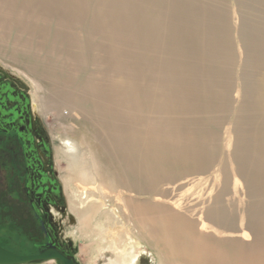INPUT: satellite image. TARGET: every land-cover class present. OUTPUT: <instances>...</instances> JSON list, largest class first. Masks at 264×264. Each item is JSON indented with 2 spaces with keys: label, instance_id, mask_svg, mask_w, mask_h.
<instances>
[{
  "label": "bare ground",
  "instance_id": "bare-ground-1",
  "mask_svg": "<svg viewBox=\"0 0 264 264\" xmlns=\"http://www.w3.org/2000/svg\"><path fill=\"white\" fill-rule=\"evenodd\" d=\"M70 1V4L77 7L85 3V0ZM112 1L114 6L110 9L109 0L103 2V12L97 17L89 18L88 13L77 12L78 8L76 12L73 11V15L84 17L79 18L82 21L87 18L94 20L95 25L100 30L103 29L106 35L104 36L108 39L109 33H117L109 32V16L114 17L115 29L119 31L124 32V25L128 23L130 30L126 32L125 38L138 43L145 51L141 62L145 77L155 73L159 76L170 70L168 74L172 75V78L182 74L195 78L200 74V69L196 66L199 62H203L207 67L214 66L216 73L225 74V70L220 68L219 64L211 65L214 51L217 52L219 47L225 45L234 53L229 58L232 63L236 65L239 62L237 51L238 46L242 47L245 31L232 30L230 33L225 31V26H221L220 23L207 25L211 27L213 33L211 41L207 40L210 45H199L201 50L199 56H195L196 61L194 64L188 63L189 56L180 46L186 41L183 38L184 32L173 36L167 32L176 26L177 20L172 19L165 0ZM242 1L245 10L253 9L260 15L259 9H254L255 3L264 10V0ZM210 8L213 9L214 6ZM36 9L34 2L29 0L28 2L0 0V37L16 33L15 48L17 46L32 56L38 57L36 49H52L58 52V46L62 47L64 42L60 40L61 36H58L61 31L57 30L58 33L55 31L57 34L54 36L48 32L49 36H46L43 30L45 25L39 30L41 26L38 27L35 21L31 20L33 17L40 18V11ZM59 16L61 21L69 23L64 14ZM180 22L181 25L187 23ZM132 31L133 35L130 34ZM76 35L65 37L66 42L68 41L77 51L75 55L69 52L70 56H66V60L70 63L72 71L80 69L87 63L92 65L93 70L78 78L76 76L67 78L64 90L54 91L52 87L53 92L48 94L39 82L40 76L36 75L31 67L28 72H24L14 65L8 63L5 65L11 71L15 70L22 74L33 86L35 113L45 116L53 110L60 112L66 107L69 116L73 118L72 121L63 120V123L54 124L51 130H61L59 134H53L55 153L58 161L63 160L68 164L66 169L60 168L59 171L65 184L69 209L77 218L80 235L90 240L88 247L94 249L96 247L99 251L103 246L102 250H107L104 262L101 260L102 257L98 258L97 251L95 261L99 260L103 262L102 264H130L132 260L130 248L138 238L155 251L159 264H264V109H261L259 117L258 114L245 116L247 122L261 123L245 124L255 127L252 134L255 143L250 157L251 168L237 169L247 188L249 198L247 206L241 207L240 201L229 199L228 196L232 192L230 187L216 196L211 207L206 208L202 204L200 212H197V207L184 211L180 203L178 206H171L170 203H166L168 200L166 197L172 193L171 187L182 188L189 180L188 177L192 176L194 179L195 176L205 175L216 164V166L221 164V157L210 154L209 150L215 148V153L218 143L198 134V136L179 134L178 128L173 124H183L179 121L180 116L189 112L181 108L179 110L174 101L160 102L153 87L149 92L148 84L145 85L147 88L143 87L139 94H135L133 92L135 79L131 75L127 77L120 74L111 79L109 85V60L106 56L108 52L106 53L103 46L92 43L91 34L86 36L85 40ZM36 40L41 42V45ZM221 40L224 43L220 42ZM18 42L21 45H18ZM70 45L66 43L68 48ZM187 46L188 40L184 48ZM246 48L251 50V53L264 51V43L248 38ZM160 52L169 54L170 60L160 61V58L158 59ZM248 56L249 53L246 57ZM246 57L243 56L244 59ZM220 60L222 61L217 57V61ZM243 63L242 59V63L239 62L236 67H239L238 65L240 68L243 67ZM67 68L68 66L65 69ZM244 75L260 79L256 88L259 103L264 106V73L259 74L258 67L253 68L248 64ZM165 77L167 76H161ZM56 81L60 80L56 78ZM202 111L204 115L207 113V117L211 113L208 108H203ZM110 142L115 147L109 144ZM239 159L234 156L236 162ZM69 189H72V193ZM114 194L119 195L121 207H115ZM117 225L130 226L133 236L126 235L123 231L118 232V240H109L107 237L109 226ZM128 231L130 232L129 229Z\"/></svg>",
  "mask_w": 264,
  "mask_h": 264
},
{
  "label": "rangeland",
  "instance_id": "rangeland-1",
  "mask_svg": "<svg viewBox=\"0 0 264 264\" xmlns=\"http://www.w3.org/2000/svg\"><path fill=\"white\" fill-rule=\"evenodd\" d=\"M24 1L28 2V0H24ZM29 1L34 2V4L37 6L36 10L40 11L39 12L40 18L33 17V19L31 20L33 22L35 21L34 23L37 24L38 27L41 26L39 30L46 26L43 29L44 32L46 33V36H49V33L54 36L55 34L58 33V31H61L60 33H58V36H61L60 40L66 42L65 37L67 36L72 37L75 36L77 33L79 36L76 35V37L79 38L81 37L83 38V40H85L84 38L86 36L92 35L91 38L92 37L93 38L92 40L90 39L92 43L95 45L98 44L101 47L103 46L102 48L106 51V53L108 52L106 56L108 57L109 60V66H108L109 85L111 79H114L117 75L122 74L127 77L131 75L135 79L133 81L134 83L133 92L135 94H139V90L141 88L143 87L147 88L146 86L149 85L148 86L149 92H151V89L153 87V89H155L157 92L160 102L162 100L174 101L176 106H178L179 110L181 108L182 110H186L187 112H189L187 114L180 116L179 121H181L183 124L180 123L173 124L178 128V131L180 132L179 134H183L185 136L199 135V136L209 137L211 142L218 143L215 153H214L215 148L209 150H211L210 154L213 155L215 154L217 157H221L222 160L221 164L218 166H216L217 165L216 164L215 167L209 170L207 174L200 175L199 176L200 179L197 176H195L194 179L192 176L188 177L189 180L187 181V183L189 184L185 183L183 186L184 188L183 187L179 188L176 186L174 188L171 187L172 193L171 195L166 197V199H168L166 200L167 204L170 203L171 206L172 205L178 206L180 203L183 206L182 209L184 211H186L187 208L197 207L198 208L197 212H200L199 208L202 207V204H204L206 208L211 207L212 203H214L215 201L216 196L221 194L225 188L230 187L232 188L231 189L232 192L230 196H228L229 199L240 201L241 207L247 206V204L249 203L247 188L245 187L244 180L237 173V169L249 170L251 168L250 157L255 143L252 140V134L255 130V127H252L251 125L249 127L245 124H261V123L259 121L247 122L245 121V116H254L258 114L259 117L260 111L261 109L262 110L264 109V106L263 104L259 103L260 98L258 94V89L256 88L258 87V83L260 82V79L255 76H252L251 78L244 77L245 76L244 72L246 66L249 64L253 66V68L258 67L259 74L261 72L264 73V51L258 50V51H253L251 53V50L249 49L247 50L246 48L248 38L252 41L264 43V10L262 6L256 3L254 4L256 5L254 6V9L258 8L259 9L258 12L261 13L259 15L253 9L245 10V5L242 0H165L166 8L169 10V13L172 15V19L177 20L176 26L174 25L171 29L167 30V32L172 36L177 35V33L179 34L181 31L182 33L184 32L183 38L186 41L188 40L187 47L189 49H187V47L186 49L184 48V44L186 41H184L180 46L182 51L185 54L187 53L189 56L188 58L189 60L187 61L188 63L194 64V62L196 61L195 56H199V52L201 50L199 48V45H207L209 44L207 40L211 41V38H213L211 27L207 26L211 23H220L221 26H225V31H229L230 33L232 30H234L241 32L245 31L247 34V36L245 34V36L242 37V42H241L242 47L238 46V51H237V54L239 55L238 61L242 63V59H243L244 62L243 67L240 68V65H238L239 67H236V65L239 64V62H237L236 65L232 63V61L229 58H231L232 55H234V53L230 48H228L225 45L226 47L225 46L219 47L217 52L214 51L212 56V63L211 62L210 63L211 65H213V63H215L216 65L219 64L220 68H223L226 73L225 74L216 73L214 72L215 69L214 66L207 67L203 62H199L197 65L196 64L195 65L200 69L199 70L200 74L197 75L195 79L194 77H185L184 75L186 74H182L179 77L176 76L175 78H172L173 76L169 75L170 70H167L166 71L167 73L164 72V74H162L167 76L165 78H161L162 75L160 74L161 76L160 75L158 76L156 73L150 74L148 77H145L144 76L145 74L143 72V67L141 64L142 57L144 56L145 51L139 46L138 43L131 42L130 38H125L126 32L130 30L128 23L124 25L125 28L124 32L119 31L115 29L116 24L114 25L115 23L114 17L109 16L110 18L109 32L116 31L117 33H113V34L109 33V39H108L105 37L106 35L102 31L103 29L100 30L95 25L96 23H94L95 22L94 20L87 18L86 20L84 19L82 21L79 18H84V17H78L73 15L74 14L73 11H75L78 8L76 10L77 12L83 11L88 13L89 18L91 16L97 17L103 12L102 11L104 8L103 2L106 0H85L84 1L85 3L79 5L78 7L73 6L72 3L70 4L69 3L71 2L70 0H29ZM113 6H114V2L112 0H109V9L113 8ZM210 6H214V8L211 9ZM260 8L262 9V11ZM43 12L48 14H43ZM61 14H64L68 18L69 23L61 21V17L59 16ZM79 14H81V12ZM233 14L235 17L233 16ZM201 18H204L205 20H201ZM180 21L187 22L188 24L186 23L184 25H181ZM91 27L93 29H91ZM85 30L88 33L89 32L91 33L87 35L86 34L87 32ZM55 31L57 33H55ZM130 34L133 35L134 34L133 31L130 32ZM8 35L5 36L6 38L4 36L0 37V66L4 67L15 77L23 80L29 86L32 102L34 100V97L32 95L34 90L33 86L27 81V79L22 74L16 72L15 70H12L13 71L12 72L9 69V67H6L5 63H8L11 66L14 65L20 68V70H23L24 72H28L29 68L31 67V69L35 71V74L40 76L39 82L41 83L42 87L46 91H48L47 92L48 94L52 91V87L54 91L55 89L56 91L64 90L63 87H64V83L68 80L67 78L71 79L74 76L78 78L81 77V75H87L93 70L92 65L88 63L85 66L81 67L80 69H77L75 71L71 70V65L66 60V56H70L69 52L70 54L72 53L73 55H75L77 51L75 48H73L70 45L68 41L66 43L67 45L69 44L70 47L68 48L66 46V43L61 41L63 46L62 47L58 46L57 49L58 52H55L52 49L49 50L48 49L44 50L41 48H40L41 50L36 49L37 56L38 57L40 56L38 58L36 56L26 54L17 46L15 48L14 37L16 33L13 34L8 33ZM2 41H5L7 44ZM36 41L38 42V40ZM105 42L109 43V45ZM220 42L224 43L222 40ZM222 43L221 45H223ZM38 44L41 45V42L40 43L38 42ZM18 45L21 44L18 42ZM107 47H109V49ZM14 49L16 52L14 51ZM248 53L249 56L246 57ZM169 56H170L169 54H164L163 52L158 53V59L160 58V61H164V59L165 61L170 60L171 57ZM215 56L220 57L222 61L221 60L217 61V57L216 59H214ZM243 56H245L246 58L244 59ZM62 61H64L65 64L64 62L62 63ZM53 66H55V68ZM67 66L68 68L65 69ZM56 72L60 77H58ZM56 78H58V80L60 81H56ZM146 78H148V80H146ZM193 79L195 80L192 81ZM59 83L60 85H58ZM54 86L57 88H55ZM59 87L62 89H59ZM203 108H208L211 111L210 115L208 114L209 115L208 117L206 116L207 113H205L204 115V112L202 111ZM55 111L56 110H53L52 112H49L45 116L39 115V118L41 119L46 129L47 136L50 140L53 150L52 163L54 165L55 171L57 172L61 186L66 194L65 184L60 176L59 169L60 168L66 169L68 164L66 161L57 160L55 153L56 151L55 140L53 137V134L55 133L59 134L61 130L57 129L52 131L51 126H53L58 122L63 123V120L72 121L73 118L69 116L68 109L66 107H64L60 112L57 111L55 112ZM237 118L239 119L241 118L244 120L240 121ZM60 119L62 120L60 121ZM109 144L112 143L110 142ZM112 145L115 147L114 144ZM234 156L240 158L238 162L234 160ZM237 180H239V182ZM150 183L153 184L152 182ZM234 189L237 190L235 191ZM187 191L189 192L187 193ZM195 191L196 193H194ZM69 192L72 193V189H69ZM184 193L186 195L182 196L181 194ZM113 196H114L115 207L116 208L121 207V200L119 198V195L114 194ZM66 199H67V194H66ZM116 200H118V202ZM68 204L69 203L67 199V206H68L67 213H65L63 216H59L60 218L59 223H60L62 236L65 239L73 242L76 255L79 258L81 264H102L104 262V255L107 253V250L106 249L102 250L104 249L103 246L101 247V249H99V251H97L96 247L94 249L87 246L90 240L80 235V232L77 227V218L70 211ZM11 213H13L12 209L6 208L4 206V203L0 205V245L7 249L16 251L17 253L26 254L28 253L27 249L31 247L28 244V242L23 239V237L25 236V229L23 228V225L20 222H24L25 218L22 215H18V217L16 218ZM125 228L127 231H125ZM128 229L130 230V232L128 231ZM131 231L132 229L130 226H121V225H117L115 227L109 226V230H108L109 234L107 235V237L110 238L109 240H118L119 239L118 235L119 233L122 232L126 235L133 236V232ZM136 241L137 242H135L132 246L137 244L147 246L152 251L156 264H159V259L155 251L152 250L146 243L139 241L138 238H136ZM96 251L100 256V257L98 256V258L101 259L102 257L101 259L103 260L102 263L99 260L95 261V258H97L95 255ZM53 263L54 260L50 259L39 262H33L29 264H53Z\"/></svg>",
  "mask_w": 264,
  "mask_h": 264
},
{
  "label": "flooded vegetation",
  "instance_id": "flooded-vegetation-1",
  "mask_svg": "<svg viewBox=\"0 0 264 264\" xmlns=\"http://www.w3.org/2000/svg\"><path fill=\"white\" fill-rule=\"evenodd\" d=\"M52 156L29 86L0 66V205L16 218L24 216L23 239L31 247L26 254L51 244L72 264H81L73 242L61 234L59 216L68 206Z\"/></svg>",
  "mask_w": 264,
  "mask_h": 264
},
{
  "label": "water",
  "instance_id": "water-1",
  "mask_svg": "<svg viewBox=\"0 0 264 264\" xmlns=\"http://www.w3.org/2000/svg\"><path fill=\"white\" fill-rule=\"evenodd\" d=\"M130 252V264H156L152 251L145 245L131 246ZM50 259H60L64 264H72L51 244L32 254L17 253L0 245V264H29Z\"/></svg>",
  "mask_w": 264,
  "mask_h": 264
},
{
  "label": "trees",
  "instance_id": "trees-1",
  "mask_svg": "<svg viewBox=\"0 0 264 264\" xmlns=\"http://www.w3.org/2000/svg\"><path fill=\"white\" fill-rule=\"evenodd\" d=\"M9 250H11V249H9ZM13 251V250H12ZM14 252H16V251H14Z\"/></svg>",
  "mask_w": 264,
  "mask_h": 264
}]
</instances>
